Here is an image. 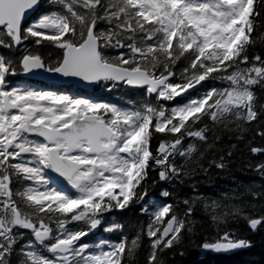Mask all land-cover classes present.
<instances>
[{
    "label": "snow or ice",
    "instance_id": "snow-or-ice-1",
    "mask_svg": "<svg viewBox=\"0 0 264 264\" xmlns=\"http://www.w3.org/2000/svg\"><path fill=\"white\" fill-rule=\"evenodd\" d=\"M258 48L264 0H0V264H167L204 223L202 249L252 247L227 225L264 228V159L215 196L199 178L264 156Z\"/></svg>",
    "mask_w": 264,
    "mask_h": 264
},
{
    "label": "trees",
    "instance_id": "trees-1",
    "mask_svg": "<svg viewBox=\"0 0 264 264\" xmlns=\"http://www.w3.org/2000/svg\"><path fill=\"white\" fill-rule=\"evenodd\" d=\"M50 49L44 48L41 51L47 53ZM54 53L55 50L51 49ZM258 51H264V48H258ZM113 92L109 94L110 100L113 102H120L125 98V92ZM258 94H260L258 92ZM108 95V94H107ZM107 95H104L107 97ZM228 141H223L222 146H227ZM264 141L259 137L254 141V146H262ZM264 159V156H257L251 154L246 147H241L232 157L230 167L225 171L218 169H211L209 179L200 177L202 181L199 191L209 196H215L219 191L227 188L235 187L237 184L243 183L245 185L252 182H260L259 176L247 168L249 160L255 161ZM191 190L185 187L182 192L189 193ZM259 205V202H256ZM254 216L259 214V208L249 210ZM198 217L207 220V217H201L198 212ZM231 230H234L240 237L247 238L252 242V247L247 249H239L233 253H215L209 250H204L198 245L202 243V237L215 238V231L208 223H204L203 227L198 228V234L193 242H188L182 249L183 255L179 254L180 249L173 248L168 251L167 264H264V228H259L256 231L249 229L246 221L239 220L238 222H231L227 225ZM103 233L98 231L89 239L96 240ZM108 235V234H103ZM112 239H117L112 235ZM175 253V255H174ZM147 256V247L141 248L136 256V264H145Z\"/></svg>",
    "mask_w": 264,
    "mask_h": 264
},
{
    "label": "water",
    "instance_id": "water-1",
    "mask_svg": "<svg viewBox=\"0 0 264 264\" xmlns=\"http://www.w3.org/2000/svg\"><path fill=\"white\" fill-rule=\"evenodd\" d=\"M23 76H25V75H23ZM25 77L32 78V79H37V80L44 81V82H51L53 84H58V85H64V84H73V85H75L72 81H68V80L57 81V80H54L53 78H49L47 76H33V75L29 74V75H27ZM77 86L82 88V86H79V85H77ZM89 89H92V88H89ZM89 89H84V90H89ZM237 250H239V249L231 250L230 252H227V253H233V252H235Z\"/></svg>",
    "mask_w": 264,
    "mask_h": 264
},
{
    "label": "rangeland",
    "instance_id": "rangeland-1",
    "mask_svg": "<svg viewBox=\"0 0 264 264\" xmlns=\"http://www.w3.org/2000/svg\"><path fill=\"white\" fill-rule=\"evenodd\" d=\"M35 87H37V86H35ZM37 88H41V87H37ZM97 233V232H96Z\"/></svg>",
    "mask_w": 264,
    "mask_h": 264
}]
</instances>
